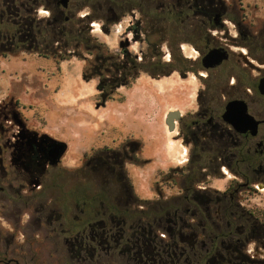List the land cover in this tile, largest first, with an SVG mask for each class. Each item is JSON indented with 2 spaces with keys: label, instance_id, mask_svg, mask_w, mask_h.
Returning a JSON list of instances; mask_svg holds the SVG:
<instances>
[{
  "label": "rangeland",
  "instance_id": "374dc122",
  "mask_svg": "<svg viewBox=\"0 0 264 264\" xmlns=\"http://www.w3.org/2000/svg\"><path fill=\"white\" fill-rule=\"evenodd\" d=\"M215 2L223 9L217 23L185 21L175 42L169 35L173 21L156 17L152 40L159 48L148 50L131 30L137 10L118 24L109 21L116 17L114 0H69L64 14L70 20L60 23L67 36L51 40L43 34L40 55L18 50L0 57V124L6 131L0 132L1 160L9 172L6 178L0 170V264H131L133 253L114 244L120 231L113 227L121 224L122 217L110 211L125 204L123 192L112 182L115 178L93 169L95 159H106L111 153L105 151L117 149L121 141H134L139 144L137 162L124 164L134 194L154 200L156 186L164 195L180 193L179 186L169 188L163 180L170 167L188 161V149L173 138L165 116L194 108L198 88L224 86L229 75L247 68L239 52L254 65L264 66V0ZM48 4L53 0H41L38 7L43 20L49 18ZM154 5L158 14L168 9L161 0ZM175 9L180 11L177 5ZM147 30L145 24L141 37ZM78 31V39H73ZM195 45L205 50L225 45L231 52L229 60L206 72ZM122 48L138 63L144 55L147 62L129 88H118L114 99L102 103L97 89L100 76L112 82L113 69L97 57L120 58ZM152 60L169 65L153 73L148 66ZM17 131L65 144L57 165L46 167L39 180L15 177L23 172L10 157L22 143ZM229 176L225 173L223 180L210 176L207 184L198 185L223 192ZM255 188L240 189L235 202L264 218V188ZM129 224L127 220L125 234ZM162 232L158 235L165 240ZM95 238L104 243L97 245ZM243 253L258 260L253 264H263L262 244L248 242Z\"/></svg>",
  "mask_w": 264,
  "mask_h": 264
},
{
  "label": "flooded vegetation",
  "instance_id": "af4514ba",
  "mask_svg": "<svg viewBox=\"0 0 264 264\" xmlns=\"http://www.w3.org/2000/svg\"><path fill=\"white\" fill-rule=\"evenodd\" d=\"M170 1L161 0L162 6L169 7ZM215 1L176 0L180 12L190 11L193 17L203 25L204 21L216 24L218 18L222 16L223 9L217 7L218 2ZM113 4L116 17L109 21L120 24L125 14L128 12L134 14V10H137L138 16L132 17L134 20L131 29L133 35L140 44H145L148 50L159 48L152 40L155 0H114ZM39 6H41V0H0V57L3 58L18 50L40 55L44 20L38 10ZM67 8H63L59 0H53V4L45 6V10L49 12L47 24L53 23L61 27L60 23L68 22L70 19L64 14ZM183 22L185 20H181V22L173 20V26L182 25ZM145 24L148 30L146 35L141 37ZM61 31H64L63 28ZM240 35L248 37L246 33L240 32ZM204 46L207 47V44ZM195 47L200 52V64L202 56L209 49L214 48L205 50L204 47L200 48L196 45ZM224 47L230 54L227 46L224 45ZM128 53L127 48H122L121 57L116 56L118 73H121L119 76L126 81L129 78L123 77L122 68L128 65V56L137 62V58L131 57ZM141 61L142 63L139 64L142 65L147 62L145 55ZM250 61L252 62V60ZM168 63L161 64L152 60L148 66L154 73V71H163L164 67L169 65ZM246 66L247 68L229 75L224 86H201L195 92V107L185 112L177 111L179 116L172 120L170 131L174 133L173 138L188 149V161L179 168L170 167L163 183H166L169 188L173 185L179 186L180 193L164 195L156 186L157 198L147 199L148 201L170 203L181 198L185 201H197L207 195L214 196L217 200L222 196L235 201L236 194L240 189L248 190L255 186H257L255 189H258V186L264 188V95L258 90L259 82L264 78V66L254 65L253 62ZM201 68L206 72L213 70L204 69L202 66ZM175 70L173 69L172 72ZM139 72L140 70L137 71V75ZM144 72L148 73L147 70ZM252 72H256V74L253 75ZM245 114L257 122L255 135L252 134ZM167 115L164 118L165 124ZM6 123L12 124L11 121ZM5 132L4 129L1 130L2 135ZM17 134H19L22 143L17 144L18 150L12 151L10 157L13 166L23 172L16 173L15 177L23 178L26 181L41 179L46 167L56 166L58 163V161L56 164L51 163L50 150L53 147V141L47 138H31L23 131H17ZM12 139L15 140L14 137ZM138 149L139 144L134 141H121L117 149L105 151L111 153L106 159H95L93 167L95 171L97 170L96 172L115 178L112 182L119 185L123 192V198H121L126 203H133L138 199L146 200L134 194L124 165L125 162H137L135 154ZM2 154L0 146V170L3 171V177L7 178L9 172L4 169L1 160ZM90 162L88 160L86 165L88 166ZM88 167L90 169V166ZM224 172L230 176L227 178V189L223 192L198 185L207 184L210 176L215 180H223ZM254 232L259 233L258 230H254ZM99 240L101 241L100 238ZM262 245L264 247V244ZM133 255V258L130 259L131 264H152L149 258H141L138 252Z\"/></svg>",
  "mask_w": 264,
  "mask_h": 264
},
{
  "label": "trees",
  "instance_id": "16d2710c",
  "mask_svg": "<svg viewBox=\"0 0 264 264\" xmlns=\"http://www.w3.org/2000/svg\"><path fill=\"white\" fill-rule=\"evenodd\" d=\"M176 5L177 2L171 0L163 15L155 11V18L163 17L178 22L195 20L188 10L176 11ZM182 26L183 24L171 27L169 35L172 42H175V36L183 29ZM61 29L57 24H47V19L43 21V33L48 34L51 40L68 35ZM77 35L71 37L78 39L79 31ZM200 40L204 41V37ZM84 47L91 52L86 44ZM173 57L177 63L175 52ZM97 59L109 63L113 69L112 82L100 76L97 89L102 103L114 99L118 88H129L128 85L138 77L137 71L143 70L142 64L128 56V65L122 68L123 77L129 78L126 81L117 75L119 68L116 56L100 55ZM170 65L173 66L174 63ZM118 101H123V96ZM2 129L4 126L0 124V132ZM126 204L125 202L121 208L110 209L113 214L115 212L122 217L121 224L113 227L115 231H120L119 240L114 244L125 245L126 253L138 252L141 258H149L152 264H253L258 261L243 251L248 242H255L258 246L264 244V218L241 208L229 197L220 196L217 200L214 196L207 195L197 201H185L181 198L170 203L138 199L129 203L136 205L134 209ZM127 220L130 222V232L125 234L123 228ZM158 231H163L165 240L158 235ZM233 236L235 239L231 242ZM94 241L98 245L104 243L97 238Z\"/></svg>",
  "mask_w": 264,
  "mask_h": 264
},
{
  "label": "water",
  "instance_id": "95a60500",
  "mask_svg": "<svg viewBox=\"0 0 264 264\" xmlns=\"http://www.w3.org/2000/svg\"><path fill=\"white\" fill-rule=\"evenodd\" d=\"M69 0H59V3L62 5L63 8H67ZM90 25L88 28L90 29ZM239 56L242 58L245 65H251L252 62L248 59V57L243 54L239 53ZM230 57L229 52L226 50V47H214L209 49L201 58V66L204 69H215L220 67L224 62H226ZM258 90L261 94L264 95V78H262L258 85ZM228 111V107H227ZM245 111V110H244ZM179 113L177 111L169 112L166 117V124L169 126V130L172 129V120L174 118H178ZM247 121L249 122L250 129H252V134H256L257 122L250 117L248 114H245ZM52 149L50 150L51 153V163L56 164L57 161L60 159L61 155L65 151V144L61 142H53ZM258 188H262L258 186Z\"/></svg>",
  "mask_w": 264,
  "mask_h": 264
}]
</instances>
